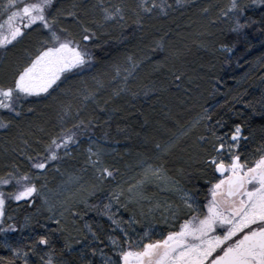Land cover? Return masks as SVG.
I'll return each instance as SVG.
<instances>
[{
    "label": "snow or ice",
    "instance_id": "1",
    "mask_svg": "<svg viewBox=\"0 0 264 264\" xmlns=\"http://www.w3.org/2000/svg\"><path fill=\"white\" fill-rule=\"evenodd\" d=\"M176 3L180 5L182 0ZM253 5L264 10V0H229L218 20L229 25L228 33L237 38L246 37L245 30L257 23L249 15ZM170 7L172 5H159L154 0L152 3L140 0L135 9L122 4L105 5L103 0H98L91 8L81 0H72L70 5L66 0L0 3V17H6L0 22V49L5 53L33 33H39L34 53L15 66L10 79L0 81V112L11 114L0 118V129H9L16 117L23 116L24 101L56 99L55 93L70 76H79L92 68L96 60L93 49L102 46V36L109 35L105 28H123L128 11L134 12L135 23L142 28L141 13L150 16L154 9H159L161 14L167 15ZM96 10L102 13V19H97ZM259 24V31L264 32V19ZM224 40H221V50L231 54L235 45L230 47ZM150 50L164 52L165 61L179 55L170 52L162 40L155 41ZM145 59L151 57L147 53L143 57L125 53L122 62L111 65L113 73L108 83L112 97L130 90V78H134ZM161 66L162 62L158 61L157 70ZM184 75L179 68L172 71L174 81L182 82ZM93 80L95 88H85L78 93L83 107L77 105L73 114L72 104L61 103L51 129L37 126L43 136L32 141L22 140L25 147L21 153L26 164L19 159L5 164L6 171L0 174V235L5 239L0 247L10 250L12 256L0 257V264H17V261L35 264V261L30 262V255L38 256L41 264H264V144L250 151L245 143L249 136L244 133L242 123L229 125L221 117L214 125L205 126L207 134L197 137L195 174L192 171L185 174V169H179V176L190 187H185L182 179L169 176L164 167V158L181 139L173 134L153 143L152 155L140 161L141 179L127 187L117 185L107 197V204L90 203L91 197L97 191H104L105 184L116 180L120 171L106 163L108 150L93 135H88L98 126V120L82 118L88 102L100 112L105 111L102 104L109 102V99L102 102L100 98L105 81L96 76ZM237 103H243L242 99L237 98ZM244 107L249 105L244 104ZM33 110L28 108L29 112ZM210 119L205 111L181 135H189L201 121ZM70 120L72 124L68 127ZM224 128L228 130L218 131ZM84 135L88 136V147L82 153L83 161H77L82 166L70 172L68 161L77 159L73 153L79 152L85 143L81 140ZM107 135L105 132V139ZM149 160L161 163L153 164ZM89 171L93 177L90 184L83 175ZM50 173L67 179L57 188H50ZM193 179L196 184L191 183ZM68 185L75 188L71 195H65ZM148 185L171 193L176 200L160 201L156 193L148 194ZM13 203L16 208L32 209L19 228L9 223L16 220L8 212ZM121 208L130 213L127 219L121 215ZM91 209L98 216L106 217L108 225L85 221L81 227L79 221L84 220ZM44 212L48 215L42 221ZM157 212L168 225L166 230H154L151 221L155 220ZM36 226L44 232H35ZM26 229L33 230L32 243L14 246L9 242L8 233ZM56 240L63 243L58 245Z\"/></svg>",
    "mask_w": 264,
    "mask_h": 264
},
{
    "label": "trees",
    "instance_id": "2",
    "mask_svg": "<svg viewBox=\"0 0 264 264\" xmlns=\"http://www.w3.org/2000/svg\"><path fill=\"white\" fill-rule=\"evenodd\" d=\"M71 2L72 0H66L69 5ZM81 2L91 8L98 0ZM103 3L122 4L132 9L137 5L136 0H103ZM228 3L229 0H182L178 5L176 0H162L161 5H172L167 8V15L161 14L159 9H154L150 16L141 13L142 28L135 23L133 11L127 12L123 28L106 27L104 31L109 35L102 36V46L93 49L96 60L92 68L79 76H70L62 84L61 90L55 93L56 99L29 98L24 101L23 116L14 119L12 125H15L16 135H8L7 129L0 130V174L6 171L5 164L14 159L27 163L21 153V149L25 147L22 140L32 141L43 136L37 126L51 129L57 121L58 106L61 103L72 104L73 114L77 105L83 107L82 97H78V93L85 88L91 90L96 87L93 76L105 81L100 98L102 102L103 99H109V102L102 104L104 112L88 102L82 118L95 117L98 120V126L91 129L88 135H93L103 146L112 147L113 153L108 164L113 169L120 170L116 174V180L106 183L104 188L125 186L126 181L135 179L140 173V161L152 155L153 143L168 139L173 134L181 136V139L177 147L164 158L168 175L174 179H182L179 169H185V174L189 171L194 173L197 167L194 159L197 137L207 134L205 126L214 125L221 117L229 125L243 124L244 133L249 136V141L245 143L250 151L260 147L264 144V32L259 31V21L264 19V10L255 5L250 8L249 15L257 23L245 30L246 37L237 38L235 34L228 33L227 23L218 20L221 9ZM95 15L97 19H102L99 10H96ZM224 37L227 39L224 40ZM38 38L39 33H33L16 47L9 46L11 51L5 53L3 49L0 50V81L10 79L15 66L34 53ZM161 40L170 52L179 53L178 57L172 56L165 61L164 52L150 50L155 41ZM221 40L230 47L235 45L231 54L221 50ZM202 43L204 47L200 46ZM125 53H135L139 57L147 53L151 59H145L134 78H130L129 91L119 97H112L108 83L113 73L111 65L117 61L122 62ZM158 61L163 66L157 70ZM177 68L185 73L182 82L174 81L172 76V71ZM237 98L242 99L243 103H237ZM244 104L249 107H244ZM29 107L34 110L29 112ZM205 111L211 119L201 121L192 128L189 135L182 136L181 133L191 127ZM240 113L243 115H238ZM0 118H4L3 115ZM71 124L70 120L68 127ZM227 130L218 129L220 132ZM105 132L108 133L106 139ZM149 163L161 162L149 160ZM182 183L185 187L191 186L183 179ZM191 183L197 182L193 179ZM100 197L101 195L97 196L95 200H100ZM31 211L32 209L24 207L16 208V205L8 209L16 217L12 223L18 228L24 216ZM34 231L43 233L44 229L36 226ZM18 233L19 231L10 232L7 236L12 240L16 239L15 242L20 246L32 243V229L27 236ZM3 238L0 235V242ZM56 243L59 245L63 241L56 240ZM25 250L30 251L27 248ZM11 256L10 250L0 247V257ZM29 257L35 264H41L38 256ZM17 264H22V261H17Z\"/></svg>",
    "mask_w": 264,
    "mask_h": 264
},
{
    "label": "rangeland",
    "instance_id": "3",
    "mask_svg": "<svg viewBox=\"0 0 264 264\" xmlns=\"http://www.w3.org/2000/svg\"><path fill=\"white\" fill-rule=\"evenodd\" d=\"M161 1L162 0H154V2L157 3V4H159V5H161ZM3 2H6V0H0V3H3ZM136 2L138 4L140 2V0H136ZM152 2H153V0H149V3H152ZM3 19H6V17H0V22H3ZM2 115H3L4 118H7V116H11V114L0 112V116H2ZM7 131H8V135L10 133H13L14 135H16L15 125L14 126H11L9 129H7ZM82 137L83 138L81 140L82 141H85V143H82L79 152H74L73 153V155L76 156L77 159L76 160H72V162H70V160L68 161V167H69V171L70 172H75L77 168H79V167L82 166V163H78L77 161H79V162H82L83 161V155H82V153L84 152V149H86L88 147V144L86 143V141L88 139V138H86L87 135L86 136H82ZM103 147H105L108 150L107 151V154L105 156V161H106V163H108V159H109L110 155H112L113 150H112V147H106V146H103ZM138 165H140V164H138ZM139 168H140V166H139ZM83 175L85 177V182L88 183V184H90L92 182V180H93L91 171H89L88 173H84ZM141 178H142V169L140 168L139 175L135 179L129 180L127 182V184L125 185V187H127L128 185H130L132 183H135L137 180H139ZM66 179H67V177H62V176H60L59 174H56V173H50L49 174V187L55 189L64 180H66ZM67 187L69 188V191L66 192L65 195H71L75 191V188L73 186H71V185H68ZM116 189L117 188L111 187L109 189L108 188H104V191H97L96 195L93 196V197H91L90 203L99 204L101 206L103 204H107L109 202L107 197L110 195V193H111L112 190H116ZM147 190H148V194L149 195H151L152 193H156V198L159 199L162 202L164 200H168V202L171 203V202H173V201L176 200V197L173 196L171 193H168V192H160L157 188H155L154 185H148L147 186ZM100 195H101L100 200H95L96 197L97 196H100ZM13 205H15V204L13 203ZM13 205H12V207H13ZM120 213H121V215L123 216L124 219H127L128 216L130 215L129 212H125L122 208L120 209ZM47 215H48V213L47 212H44L42 214V216H41V220L43 221V217H45ZM85 221H87L89 223H92L93 225H95V223L97 221H99L101 224H103L105 226H107L108 223H109L107 221V218L106 217L98 216L96 214V211L94 209L88 210L87 211V214L84 216V220L79 221V224H80L81 227H83V224L85 223ZM151 222H152V226H153L154 230H156V231L166 230L168 228V225H166V224H164L162 222L161 217L159 215V212L156 213L155 220L154 221H151ZM9 223H12V221H9ZM22 223H23V221L20 222V225ZM147 226L148 225L145 224L144 228L146 229ZM49 227L55 228L56 225L49 224ZM29 232H30V229H26L23 232L19 231V233H21L23 235H26V236H27V233H29ZM85 232H86V229H85ZM19 233H18V235H19ZM73 235H76V233L73 232ZM4 239H5V237L2 239V242H3ZM8 239H9V242L12 243L14 246L17 245V243L15 242L16 239L15 240H12L10 237H8ZM76 247H80V246L77 245ZM29 260H30V262L32 261V259L30 257H29Z\"/></svg>",
    "mask_w": 264,
    "mask_h": 264
}]
</instances>
